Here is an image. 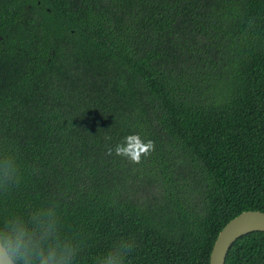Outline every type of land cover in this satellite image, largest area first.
Returning a JSON list of instances; mask_svg holds the SVG:
<instances>
[{
    "label": "trees",
    "instance_id": "trees-1",
    "mask_svg": "<svg viewBox=\"0 0 264 264\" xmlns=\"http://www.w3.org/2000/svg\"><path fill=\"white\" fill-rule=\"evenodd\" d=\"M139 134V163L115 152ZM264 211V0H0V241L17 264H210ZM226 264H264V231Z\"/></svg>",
    "mask_w": 264,
    "mask_h": 264
},
{
    "label": "water",
    "instance_id": "water-1",
    "mask_svg": "<svg viewBox=\"0 0 264 264\" xmlns=\"http://www.w3.org/2000/svg\"><path fill=\"white\" fill-rule=\"evenodd\" d=\"M264 231V211H247L231 220L218 235L212 249L210 264H226L227 255L241 237ZM0 264H17L0 241Z\"/></svg>",
    "mask_w": 264,
    "mask_h": 264
},
{
    "label": "clouds",
    "instance_id": "clouds-1",
    "mask_svg": "<svg viewBox=\"0 0 264 264\" xmlns=\"http://www.w3.org/2000/svg\"><path fill=\"white\" fill-rule=\"evenodd\" d=\"M154 150V142L152 140H143L139 134H130L124 137L123 142L117 143L115 148H108L107 155L113 152L117 156L126 157L134 163H139L141 156H147Z\"/></svg>",
    "mask_w": 264,
    "mask_h": 264
}]
</instances>
